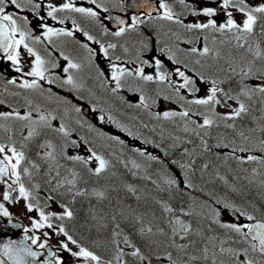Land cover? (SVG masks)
Returning <instances> with one entry per match:
<instances>
[{"label": "snow or ice", "instance_id": "snow-or-ice-1", "mask_svg": "<svg viewBox=\"0 0 264 264\" xmlns=\"http://www.w3.org/2000/svg\"><path fill=\"white\" fill-rule=\"evenodd\" d=\"M87 3L93 5L94 7H85V6H77L73 0H64L62 4H60L58 7L55 6L52 3H48L46 5L47 7V13L46 16L52 18L53 20H57L58 17L56 13L58 12H68V13H78L83 18L90 19L92 21H96L99 23V17H100V10L102 9L104 13H107L109 9L104 6L103 0H87ZM181 4H185V0H180ZM145 4H147V0H144L143 4H134L135 7H144ZM117 5L120 7L121 11L124 10V0H117ZM114 5V6H117ZM13 6L15 10L13 12H8L7 7ZM43 3L41 0V3H36L34 0H0V50H2L4 53H6V58L11 61V63L16 66V71H21L19 66V56L20 52L19 49L21 46L26 49L29 56L34 57L32 60V67L29 72H27L25 75L33 77L32 80H24L19 87L23 89H31V90H38L41 88V85L39 81L47 80L49 84L54 83L56 80H59L60 78L57 76L55 78L47 77L45 74L48 72V67L46 66L48 64L47 61H45L41 55L36 52L32 47L29 46V43L27 41L32 40L33 42H39L41 40V36H33L32 30L28 27L29 25V19L26 15H20L19 13L24 12L25 10H29L33 13V15L41 21L40 27L43 29L42 36L45 40H48L49 43L52 42L53 37H61V36H73V32L66 30L64 28H54L50 27L47 23H44L43 21L46 19L44 16H41L39 14V10L42 8ZM158 7L159 9H162V15L159 17L163 20L173 21L175 24L180 25L187 31L192 30H207L211 29L215 32H225L227 30L228 32L234 33V39L237 42V47L245 49V45H248L245 49L246 52L250 53L253 56V59H248L243 61L244 67L241 68L239 73V82L238 87L239 90L233 94V91L231 89L224 90L220 87L221 84L225 83L223 80H217L212 79L211 80V86L207 90V95L200 98H194L192 100L187 101L188 104H194V105H201L207 107L210 112L211 116L204 115L203 116V123L198 124V128H205L208 126H211L213 123L216 122V120H220L224 122V126L228 129H235V125L233 123H227L229 120H235L238 117H241L243 114H247L251 111V105L250 103H246L244 99H241V97L247 98V101L252 102L255 97H259V101L261 104H264V49H262L259 45L253 49V47L248 43L251 37L255 34V28L258 25V22L261 20H264V2L260 3L257 6H250L246 3V0H220L219 3V10L224 11L227 19L226 22L220 23L217 25L216 21L214 19H208L206 23L204 22H194V23H187L185 24L182 19L180 18V15L173 12L171 6L166 3V0H158ZM185 8H191V11L189 14L196 16V15H203L207 17H214L217 15L218 9L214 7H204L202 9H195L191 5H185ZM233 9L241 14H243L244 19L242 23H237L236 20L233 18V11H229L228 9ZM151 7H149V11H151ZM116 22L119 25L118 30L115 32H112L111 34L113 36L119 37L123 35L127 30L135 28L139 24H143L144 21L141 20V18L137 15H133L131 17V23L127 24L125 27V20L121 19L120 17H116ZM59 23L63 24L64 19H60ZM73 26L76 28L77 31H83V35L87 38V40L92 41L94 40V37L88 33L86 30H82L81 26L77 24L75 20L72 21ZM260 35L264 37V24H260ZM101 27L105 32H108V28L105 27L103 24H101ZM18 37V38H17ZM180 37L177 35V40H179ZM96 43L99 44V51L103 53L105 57L108 56V49H114L117 47L116 44L109 43L107 47L103 43H100L99 41H96ZM187 43L191 44L192 41L189 40ZM82 47L88 49L90 56L95 55L91 48H89L88 44H83ZM145 48H147V44L144 45ZM127 51V49H125ZM160 53L163 54L165 51L169 53L168 59L172 60L174 63L179 64L181 63L179 60L175 59V53L171 51V49L167 48H161ZM210 52V49L205 46L202 51H199L196 47L190 48L191 54H198L200 56H204ZM63 56V53H61ZM63 58L67 61V66L63 69L65 73H70V70L72 69H78L80 67L79 64L73 62L68 56H63ZM119 57H116V60H119ZM155 67H156V74L155 77L152 75H145L142 68H137L135 72L129 71L127 68H124L122 66H118L117 63L113 62L110 64L111 69V80L115 82V87L112 88V92H116L117 90L121 89L124 84L122 83L123 79L126 76H135L139 77L143 81H153L154 79L157 81H164L166 77L170 76L171 73L163 72L161 71V60L159 58H153ZM257 61L260 62V66L257 67L256 63ZM143 63L147 64L148 61L145 60ZM196 64H200V60L195 61ZM52 68H56L57 65L55 63H51ZM185 68H187V65L185 64ZM233 76L236 74V68L232 66V64H229L228 69ZM176 75H178L180 78L183 79V83L179 84V86L176 88L177 94H179L181 89H188L191 93H197L199 92V88L196 86L195 80L186 75L184 71H182L179 67L175 69ZM101 75L103 73L101 72ZM197 77L201 81H205L207 78L199 73H197ZM232 77H228V80L230 81ZM253 80L255 81L254 84H250L247 81ZM8 83L15 84L16 80H9ZM62 85H71L73 88L78 89L80 85L76 82L73 75L69 74L66 79H64L62 82ZM171 83V81H169ZM221 97V98H218ZM167 98V97H166ZM180 100H183L184 98L182 96L179 97ZM147 98L143 95L140 96V104L143 105L145 108L148 107V104L146 103ZM228 101H235L236 105L233 107L232 104H229ZM4 101L0 100V104H3ZM29 106H31V100L27 102ZM222 106L229 109V111L224 114L220 115L216 112V107ZM77 112H80V108L75 109ZM39 113L38 118L33 119L32 112ZM179 115L180 117H188L189 116V110H184L182 112H164L163 116L165 119L174 117ZM16 119L21 121H28V135L24 138L25 140H29L34 136H37L40 134L39 129L42 128H52L51 121L55 119V117L52 115V113H48L45 115L41 112L39 107L32 108L31 111H27L24 114H21L18 110L12 109L9 112H0V119L2 120H8V119ZM100 120H103L104 117L101 115L99 117ZM109 120H111V117H108ZM194 123V122H193ZM0 127H3V125H0ZM54 131L61 133L63 136L67 137L69 135V131L65 127L64 124H60L58 128H54ZM187 130V129H186ZM249 132H254L255 129H249ZM259 131L261 132L262 138L258 141V146L254 145V147H257V150L264 153V125L259 126ZM238 135L243 138L245 141H251V137L248 135H245L243 131L239 132ZM73 145L76 144V141L73 140L71 142ZM42 148L47 146L49 149L53 147L50 141L46 142V144L40 145ZM217 147L222 148H229L231 147V153L228 155H231L233 159L239 160L243 162V159L241 156L235 155L236 152H249L251 151L250 148L244 147V146H237L235 144V141H229L224 142L223 139L220 143L217 144ZM7 152H10L11 155L5 154ZM90 155L85 159V157L81 155H75V156H67V159L70 161H77L84 164H87L90 160H95L98 162L97 167L94 169V174H100L103 172L107 166L108 161H106L103 157L100 155H97L95 151H92L89 149ZM139 151V150H137ZM0 154H3V159H0V177L4 176H11L15 177V180L13 181L14 184L18 185V191L19 196L16 198L17 200L20 198H23L25 201H29L26 205V208L29 212L33 211L34 209L39 212V219H32L31 224L33 229H41L47 227L48 229H53V223L51 222L53 218L58 220H63L65 217L72 218L73 212L69 210L66 206L61 205L63 208V212L59 215H57L54 212H48L47 214L45 211L38 206V204H33L31 200H35L36 197L32 196L31 192L25 188L24 184L21 182V174L17 170L21 164V162L25 159V154L23 151H17V149L14 146H9L7 149L4 145L0 144ZM48 158L55 160V156L51 151L47 152L45 154ZM141 155H144L143 152H141ZM150 160L157 159L155 156H149ZM15 161L14 163L12 161ZM246 160L248 161H258L261 164H264V157H258L256 155H247ZM34 167H38L34 165ZM181 167H184V165H181ZM207 167V165H205ZM71 171V170H69ZM90 171H93L90 169ZM23 173L25 175L29 174V169L24 168ZM72 179H69L66 181L68 185L75 186L76 182V173L71 172ZM59 175V173H57ZM166 183L169 185H175L176 180L174 179H167ZM60 186L59 184L57 185ZM188 187H192L191 184L187 185ZM33 187H39V185H34ZM8 189L3 193V200L7 202H15L12 198L11 193L13 191H16V188L13 187L12 184L8 185ZM69 191H71V188H69ZM79 194V193H78ZM98 196H103V193H96ZM31 197V199H30ZM48 199H52L51 197H48ZM219 203V202H218ZM229 208H233L234 211L240 212L241 216H245L246 213L241 212L239 209L234 208L232 205L225 204L223 209H214V213L216 216H219L221 212L227 211ZM163 211L165 213L173 214L174 209L167 204L163 205ZM182 211V210H181ZM187 215V213H184ZM0 216L3 217H11V213L8 211V209L5 207L4 203H0ZM139 219V218H138ZM247 219L249 221L256 219L252 215H247ZM142 222V221H141ZM219 223V221H216ZM170 231L172 233V237L175 238L176 236H180L181 240L188 237L190 233V225L185 223L179 215H175L172 218H170L167 221ZM14 227H19V225H13ZM221 227L229 229L233 233L239 234L241 237L245 238L247 240L248 237H251V240L248 241L249 247L252 252H258L262 258H264V219L262 220H256V223H245L242 226H239L237 223H227L222 224ZM242 229H247V231H243ZM27 232L28 229H25ZM145 231L147 233H152V228L148 227L146 230L144 228L140 229L141 235L145 234ZM157 231L161 235H167V233L164 231L163 228L157 229ZM58 233H62L66 238L67 242H61L60 248L64 250L71 251L69 249V243L73 245H77V241L69 235V233L66 231L64 227H59ZM181 233L183 235H181ZM43 235L47 237L49 235L48 232H44ZM25 239H31V244L37 245L38 237L33 235L31 237H25ZM210 239L215 240L216 237H211ZM125 243L129 244L128 237H125ZM154 243V242H152ZM194 243V242H190ZM224 241H221V245H223ZM47 244V241L44 243L38 244L39 248H44ZM151 246V243H150ZM130 247L133 248V251L131 252V255L133 257H139L140 261L143 262V264H152V257L144 255L141 252V249L136 247L135 245H131ZM169 247H173L187 255V249L190 247V244H176L175 240L172 239V243L169 245ZM203 259H208V247L205 246L203 249ZM219 254H227L231 259L230 264H264V261H257L249 257V248H242V249H234V248H224L220 247ZM0 255L6 258L7 261H11L12 264H32V259L40 255V253L32 251L31 247L26 245L24 243V240H21L19 242L9 240L6 243L0 244ZM72 255L75 257H82L86 262L87 261H97V264H99L100 258L95 255L93 252L89 251L87 248L79 247L78 251L72 252ZM123 255L122 250L118 252L117 258L120 259ZM48 256L56 257V254L52 252L51 250L48 252ZM243 257V258H241ZM32 258V259H29ZM157 259L163 261L167 260L168 264H190L191 261H196L199 259L197 256H189L187 260L184 259H174L173 254L171 251L166 253L165 256L157 257ZM5 259H0V264H6ZM216 260V253L213 252V264H215ZM44 264H52L51 261L45 259ZM55 264H62L59 257H56ZM108 264H111L109 261ZM221 264H224L223 261H221Z\"/></svg>", "mask_w": 264, "mask_h": 264}, {"label": "rangeland", "instance_id": "rangeland-1", "mask_svg": "<svg viewBox=\"0 0 264 264\" xmlns=\"http://www.w3.org/2000/svg\"><path fill=\"white\" fill-rule=\"evenodd\" d=\"M264 2V0H246V3L250 6H257L260 3ZM229 11H233V18L236 20L237 23H242L244 16L243 14L233 10V9H228ZM209 18H213L215 20H218L217 25H219L220 23H224L226 22V15L224 13V11L221 12H217V15H215L214 17H209ZM262 22L264 20H261ZM166 30L162 31L161 33H159L158 35H154V36H147L145 38L142 39V41H140L139 38L131 35V37H125L122 38L124 36H113L111 33V38L114 40V42H116L118 44V48L117 50H115L116 52V56L119 58H126L129 60V63H132L136 60L137 57H139L140 55H142L140 52H143V49H150V48H154L157 46L158 50L154 56L155 58H159L162 62L161 64V71L163 72H168L171 73L170 76L166 77V79L164 81H157V80H153V81H143L141 80L139 77H135V76H126L122 83L126 84V86H123L121 89H119L118 92H112V88H114L115 86H111L110 88L107 87V84H105L104 81H109L111 79V69L106 68L105 70H103L104 64L100 63L98 64L96 67H92L93 69L91 70V73L93 72V75L88 74L91 77L92 82L95 83H99L97 87H100L102 90H99L98 94H102L99 96V98H94L91 97L89 95V93H86V90H82L80 93V90H76L73 92L72 98H68L65 95L62 94H58L57 97H61V99H58L57 101L54 102L55 106L57 107L56 109L61 111L64 115V119L66 116H68L66 114V112H68V109L71 111L72 113V117L75 119H72V123H81V122H87V121H92L95 124L99 125V128L101 129L99 131V135L93 137V133L90 132V134H92V137L94 138V142L92 144H84V143H77V147H75V155H81L83 157H85V159H87V157L91 154H89L86 150L85 146L89 145L93 148V146L95 148H97V152H99L100 154H102L103 156L105 155L104 150H106V148L108 147H115L118 151L121 150L122 148H124V146H126V148L129 150L130 148H135L139 151H145L146 149L143 147L142 143H140V141L144 142L147 139L149 140H154L153 137H157L159 135H161V137L165 140V142H172V143H180L179 140H175L173 139L174 137H177V133H174L178 130H185L189 132L190 135H183L185 137H187L188 142L182 144V146L180 148H177V151L174 152L175 153V160L178 159V162L181 165H184V167H182V170H184L186 172L187 169H192L194 166L201 167L203 164L206 163V161H200V164L197 163V158H199L200 156H203L205 154H207V158L210 159L211 157H213L214 160V164L210 165L212 168V174L211 175H215L216 173H213L214 171H216L217 169H221V168H228L230 165L229 159H225L223 158V156H221L220 153L222 152H226V153H231V147H229L227 150L226 148H222V147H217V144L221 142V140L223 139L224 142H229V141H233L234 139L229 138L228 136H230V133L232 132L233 129H228L224 126V122L220 121V120H216L215 123H213L211 126L205 127L203 129L198 128L197 125L198 124H202L203 122V116L204 115H209L211 116V112L210 110L205 107V106H198V108L193 104L194 106V110L192 109L191 112H193V116H192V120L188 117H178L179 120L176 119H169V120H165L163 119V114L166 111H169V108H175V106L178 105V103H176L177 97L179 98L180 96H182L184 99L181 100V102H184L188 97L187 95L184 93V90L186 91V89H181L179 94H177L176 92V88L179 86V84L183 83V79L180 78L178 75H176L175 73V69L177 67H179L182 71L185 72L186 75L192 77L195 82L197 83L199 81L197 76L198 71H196L194 68H192V66L197 67V64L195 63L196 59L193 54L192 56V60H193V65H191V63L189 62L187 65V68H185V63L180 60V55L182 53L183 50L181 49L180 45L182 42H187L189 40L194 41L195 39L193 37H190L189 34H176L179 35L180 39L177 40V37H173V38H168L165 42H163L164 40H160L162 43H160L159 45H157L158 40L160 39L159 35L165 33ZM184 32V31H183ZM225 32H227V30H225ZM258 36H252L251 39L249 40V44L253 47V49H255V47L259 44H261V48L264 49V44L262 42V39L264 37H262L260 35V33H258ZM211 36L217 37L216 33H212ZM225 40L224 36L222 37V41ZM159 41V42H160ZM135 44L137 45L136 47H132L131 44ZM237 42L236 40L232 43H229V46H235ZM147 44V48L144 47V45ZM205 44H208V48L210 49V53L209 56L212 59H215V57H217V59H222L221 61L219 60H213V61H209V59H207V57H204V59L206 60V69L207 71H210V73H212L214 70L217 71L216 73H213L214 75H217V78H219V80H221L223 78V76H221V74L225 75L228 71L226 70L227 68H229V64H232L231 61L235 60L234 66L243 63V61H245L247 59V57L252 56L250 53L246 52L245 49L247 48L248 45H245V49L239 50V48H235L232 47L229 50L227 49V44H223V46L219 47L215 42H206ZM131 45V46H130ZM194 45H196V41L189 45L188 49L192 48ZM137 47H139V49H137ZM182 47H187V46H182ZM161 48H167V49H171V51L173 53H175V59L179 60L181 63L176 64L174 63L172 60L168 59V55L169 53L167 51H165V53L161 54L160 53V49ZM203 46L200 43L197 47V49L199 51L203 50ZM235 48V49H234ZM125 49H127V51H125ZM227 49V50H226ZM187 54H191L190 52L185 51ZM154 53V51H150L148 50L147 53H145L144 56V61L147 60L148 63L145 64L143 63L142 65H134L132 63V65L128 66L125 63H120V66L127 68L129 71H132L133 73L135 72V70L137 68H142L143 72L145 75H152L155 77L156 74V67L155 63H151L150 62V56H152ZM218 55V56H216ZM142 57V56H141ZM95 62H98V56L95 55L94 56ZM93 60V59H91ZM91 60L89 59V62L91 63ZM118 61V60H117ZM143 61V60H141ZM120 62V61H119ZM213 62V65L211 64ZM234 62V61H233ZM174 65H173V64ZM200 63H202L200 61ZM233 66V65H232ZM233 66V67H234ZM101 72L103 73V75H101ZM47 77L50 78H55V77H59V73L57 72H52L50 73V70L48 68V72L45 74ZM169 81H171V83H169ZM252 84L255 83V81L251 80ZM23 81H20V83H16L14 85L18 86L20 92L22 94H24L25 98L29 100H31L32 96L31 94L35 95V91L31 90V89H23L21 87H19V85L22 83ZM102 82L104 84H102ZM148 82H154L156 83V87H154V90H150L149 91V85ZM10 84V85H6L7 88L12 89V90H16L17 88ZM46 85V84H45ZM4 84L1 83L0 81V100H3L4 103L0 104V112H7L8 110L5 108V106H9L11 105L13 102L15 104H17V102H15V98L13 99V102H11L10 96L7 95L6 98L2 97V89H4ZM88 86V85H87ZM5 87V88H6ZM89 87V86H88ZM96 87V86H95ZM208 89L209 87L207 86V83H205V85L202 83L200 85V90L203 89ZM122 89H128L126 91H124L121 94V90ZM145 89H147L148 91H146ZM188 90V89H187ZM24 92V93H23ZM13 94V93H12ZM197 96L196 98H200L202 97L201 94L196 93ZM196 94H192V95H196ZM89 95V96H88ZM143 95L147 98L146 103L148 104L147 108H142L144 107L143 105L140 104V96ZM103 96V97H102ZM128 98H127V97ZM206 95H203V97ZM102 97V98H101ZM167 97V98H166ZM85 100H83V99ZM132 98V99H131ZM168 101L169 100V105L167 107H165L163 100ZM241 99H244L246 103H251L253 106V111H254V117L258 118L260 117L259 115H263L264 116V105L260 103L259 101V97H255L254 98V102H249L247 101V98L241 97ZM87 100V101H86ZM22 101V100H20ZM125 101L131 103L132 105H127L123 104ZM25 102V101H24ZM32 102V101H31ZM187 102V100H186ZM112 103V104H111ZM229 104H232L233 107L237 106L235 101H228ZM54 104L52 102H48L47 105H51L52 108L54 109ZM104 104V105H103ZM105 104L109 105H116V107L118 108V110H115L114 113L111 112L112 110H107V108H109V106H106ZM263 105V106H261ZM122 106V107H121ZM142 106V107H141ZM37 107L36 105L33 104V102L31 103V106H29V104L26 103V112L27 111H31L32 108ZM68 107V109H67ZM80 108L81 111L77 112L75 109L76 108ZM127 107V108H126ZM258 107H261L257 110ZM121 108V109H120ZM217 113H219L220 115H224V113L226 111H220L219 107L217 106ZM41 112L47 115V110L45 106H41ZM64 111V112H63ZM66 111V112H65ZM21 114H24L25 112H20ZM260 113V114H259ZM259 114V115H258ZM39 113L36 112H32V117L33 119L38 118ZM103 115L104 119L100 120L99 117ZM178 116V115H177ZM176 116V117H177ZM194 116L199 117L198 121L195 123H193L195 121ZM80 117H85L86 120H81ZM108 117H111L112 119L109 120ZM79 118V119H77ZM89 119V120H88ZM80 120V122H79ZM8 121H9V126H8ZM173 121H179L177 123H172ZM230 121V120H229ZM229 121H227V123H229ZM60 123H62V121H59ZM83 122V123H84ZM88 123V122H87ZM4 124H6V126H4ZM85 124V123H84ZM254 126L256 125V123L254 121H252V123ZM0 125H3L4 128L1 129L0 127V132H2V135H0V137L2 138V141L0 140V144L4 145L6 147V149L9 146H14V144L10 143L11 141L7 140L8 137H13V133L17 132V138L19 137H26L28 135V121H21V120H16V119H8V120H2L0 119ZM235 125V129L233 130L234 132H241L243 131L245 134H249L248 131V127L245 126V123L240 124V128H239V124L237 125L236 123H234ZM86 126V125H85ZM59 126L56 125V128H58ZM189 128V129H188ZM194 128V129H192ZM187 129V130H186ZM192 129V130H190ZM10 130V132H9ZM41 135L43 136L44 133H48L50 131V128H42L39 129ZM56 132V131H55ZM77 132H85L87 133V129H85L84 127H81L79 129H77ZM58 135V139L59 142L57 143L58 145L60 144V141L62 139L61 136H63L61 133L56 132ZM174 133V134H172ZM234 134V133H233ZM232 134V135H233ZM71 135V134H70ZM69 135V138H70ZM126 135V137H124ZM36 137V136H34ZM57 137V136H56ZM74 137V136H73ZM250 137H251V141H243V144H238L241 139L243 140L242 137H240L238 135L237 137V142L235 141V144H237V146H244V147H248L251 149V151L249 152H236L235 155L237 156H241L243 159V162H246L248 160H246L247 155H256L258 157H264V153L260 152L257 150V147H254V145L258 146V141L259 139L262 138V135H252V132L250 133ZM112 138V139H111ZM36 139V138H35ZM146 139V140H143ZM31 140V139H29ZM39 140H42V137L39 138ZM75 140V138H74ZM28 141V140H27ZM150 142V141H149ZM38 143V140H37ZM245 143V144H244ZM20 144L21 140H20ZM46 144V143H45ZM25 145V144H22ZM38 146V145H37ZM15 147V146H14ZM16 148V147H15ZM51 149H49L47 146L45 147H36V148H31L29 146L26 145V153L28 154H32V152L34 153L35 156H41V157H45L46 158V153L49 152ZM171 150V149H170ZM169 150V151H170ZM7 155H11L10 152H7ZM63 153H67L63 152ZM139 155L144 162H148L151 161L148 157L149 156H155L154 154H150L147 153L144 155H141V152H135V155ZM98 155V154H97ZM231 160L240 163L241 161L233 159L231 156H228ZM157 159H155L153 161V163H155V161L161 162L162 160L160 159V156L156 157ZM32 161L29 163L28 165V169H29V174L25 175L23 172H20V174L24 176V181L26 183V185L28 186V188L30 187V191L33 192L34 197H36V199H40V196L42 197V200L44 202L43 206H40L38 204V202H34L33 204H38V206L40 208H42L45 213L47 214L48 212H54L56 214H61L62 213V207L61 204H55L51 203V200L48 199L46 197V194L43 193L42 189L37 188V187H33L34 185H37L36 183H41V184H45L48 181V173L44 170L46 167L44 166L42 168V172H40L39 170V166L38 167H34V161L33 159H31ZM13 163L15 162L14 160L12 161ZM248 162H252V161H248ZM78 163L77 161H75V164ZM81 163V162H79ZM96 164L98 165L97 161L90 160L87 164H84L85 166L89 167L91 164ZM140 162L138 160L133 161L132 164L133 166H136L137 164H139ZM207 164V163H206ZM131 165V164H130ZM24 168H22L23 171ZM18 170V169H17ZM241 170L244 171H248V167H245ZM207 172V170H206ZM208 173H210L208 171ZM206 176V175H205ZM209 176V175H208ZM232 176L234 178V181L237 185V187H244V185L242 184V181H237L234 174L232 173ZM211 177V176H210ZM215 177H219L220 176H215ZM38 178V181L35 182V180ZM174 178V177H171ZM7 184H0V202L4 203L5 207L8 210H11L10 213L14 214V216L16 218H19L22 222H24L25 226H27L26 228L32 229L30 227V221L32 219H39V212L36 211L35 209L31 212H29L27 210L26 207L24 208H20V206L24 205V199L21 200L20 199H16L17 204L16 207H10L8 205L7 201L3 200V193L8 189ZM219 186V185H218ZM217 186V188H218ZM247 189V188H246ZM245 191V190H244ZM231 192V191H230ZM243 192V190L241 191V193ZM19 196V192H16ZM232 194V193H231ZM18 196H15V198H17ZM253 199L256 198H260L259 196H257V194H255L253 192L252 195ZM226 197V196H225ZM228 204V205H232L234 206V208L242 210L241 212L246 213L245 216L250 215V212L247 214V210H245L244 208H239L237 207V202H223V203H219L216 207V209H223L224 205ZM20 205V206H19ZM252 207V212L251 214L253 216H256V211L259 208L258 205L256 206H251ZM23 209V210H21ZM230 212L232 211L233 208H229ZM228 209V210H229ZM121 212H116L114 213V215H119ZM58 214V215H59ZM79 214V213H78ZM101 214H98V216L96 214H92L91 217L93 220H95L96 222H98V220H101L100 218ZM128 215V214H127ZM131 215V213L129 214ZM232 215V213H231ZM216 216V215H215ZM109 217H115V216H110V215H104V218H109ZM99 218V219H98ZM215 219L217 218L218 221H220V227L221 225L226 221V222H234L232 216L229 215L228 211H223L221 212V214L217 217H214ZM54 218V221L52 219V223H53V229H48L47 227H45L47 229V231H50L51 234H57L58 233V229L60 227V223L57 222ZM216 222V221H214ZM58 224V225H57ZM223 228V227H222ZM44 229V228H43ZM223 231L226 233V237L223 234V239H220L221 241H224L223 244H226V247L224 248H234V249H242V248H249V252H251V249L249 247L248 242H245L244 238L241 237L239 234H235L234 238L229 239L228 238V232L227 230L223 229ZM181 235H183L181 233ZM191 234L188 235L187 238L181 240L180 236H176L178 239L175 241L176 244H190L191 250L192 248H194L193 246L200 247V252L198 251V253L203 254L202 249L207 246L209 251H208V259L204 260L203 263H198V264H213V252L216 253V260H215V264H221V261L224 262V264H230L231 259L229 258V256L227 254H223L220 255L219 254V245L215 240L210 239L211 237H215L211 234H208L206 236V244L202 243V242H194V243H190L193 242L192 240H189ZM65 239V238H63ZM67 241V239H65ZM219 239H217V241H220ZM84 244L85 240L84 239H80L77 240V243H82ZM91 242H95L96 241H91ZM86 243V242H85ZM202 243V244H201ZM71 243L69 242V245ZM101 244V243H98ZM167 244V242H166ZM72 245V244H71ZM162 246V244H158L157 246ZM193 245V246H191ZM221 245V242H220ZM103 246V247H102ZM98 247L100 249H104V244ZM106 246V245H105ZM222 246V245H221ZM223 247V246H222ZM188 248V251L190 250ZM190 255V253H188L187 255H185V253L181 252L179 253V255H173V258L175 259H181V257L184 258H188ZM203 258V257H202ZM131 263V260H128L127 264Z\"/></svg>", "mask_w": 264, "mask_h": 264}, {"label": "trees", "instance_id": "trees-1", "mask_svg": "<svg viewBox=\"0 0 264 264\" xmlns=\"http://www.w3.org/2000/svg\"><path fill=\"white\" fill-rule=\"evenodd\" d=\"M258 23L259 25L264 24V21H259ZM259 25L257 30L260 33L261 29ZM94 92H97V90H94ZM111 104H105L109 106L107 110H116V105ZM250 105L251 111L248 113V117L254 113L252 110L253 106L251 103ZM259 108L261 107H258L257 110ZM259 116L258 118H240V120L236 118L232 121L237 125L245 123V126L249 129H255L252 135H260L259 126L264 125V116ZM252 121L256 123L255 126L251 124ZM233 133V135L231 134L228 137L237 142L239 131ZM250 133L245 135L250 136ZM177 137L173 139L179 140L180 143L165 142L168 140L159 136L153 137L154 140L143 139L146 140L143 142V147L148 149L155 157L160 156L161 162L155 161L153 163L154 160L148 163L143 162L140 156L135 155L137 151L135 148L128 150L124 146V148L118 151L115 147L110 146L104 151L108 166L98 175L94 174V171H90L91 168L82 163L75 166L67 164V169L61 173H67L65 177L69 179H72L71 172L77 174L76 189L64 191V188H61L60 190V194L62 195L61 200L73 212L72 218H68L66 222L69 234L77 240L84 239L86 242L84 243L91 247H100L104 244L105 254H109V256H117L121 250L127 257L132 256L131 252L133 248L130 247V244L135 245L141 249L144 255L152 257V264H165L164 260L161 261L157 257H166V253L169 251L173 255L181 253V251L169 247L172 239L175 241L178 239L177 237H172L167 223L175 215H179L185 223L190 225L191 230L189 234L191 236L189 240L196 243L202 242L207 245L206 236L211 234L216 237L219 249L221 247L220 239H223V234L226 237L223 229L227 230L229 239L234 238L235 234H237L227 228L220 227V221L219 223L214 222L217 221V218H214L217 217L215 216L214 209L217 208L216 206L219 203L237 202V207L244 208L250 213L252 212L251 206L258 205L259 208L255 212L256 216L264 219V164L258 161L238 163L228 157L231 156L228 155L230 153L222 152L220 153L221 156L227 160L229 159L230 165L228 168L217 169L213 172L216 174L211 175L212 168L210 165L214 164V160L213 157L208 159L207 154H205L197 158L196 161L198 164H200V161H206L207 164L205 163L198 168L194 166L185 172L181 166H178L180 164L178 159L175 160L176 155L174 152L182 144L186 143L185 141L188 142V139L182 134ZM243 141L245 140L241 139L237 143L243 144ZM136 159L140 163L133 166L132 160ZM245 167H248L249 170H241ZM68 169L72 170L69 172ZM232 173L238 182L242 181L245 188L237 187L239 185L235 183ZM218 175L220 179L219 177H215ZM161 177H169V179L174 177L171 179L176 180V184L169 185L166 181H157ZM188 184H191L192 187H188ZM218 184L224 187L219 193L216 190ZM242 190L243 192L241 193ZM100 192L103 193V196L96 195V193ZM253 192L260 198L253 199L250 196ZM164 204L172 207L175 210L174 213H165L163 211ZM116 212L121 213L114 215ZM130 213L131 215H129ZM184 213H187V215ZM92 214H96L97 216L101 214V220L96 222L92 219ZM104 215L115 217L104 218ZM148 227L152 228V233L145 231V234L141 235L140 229L144 228L146 230ZM159 228H163L167 235H161L157 231ZM125 237H128L129 244L125 243ZM217 239L220 241H217ZM93 240L97 243L91 242ZM158 244H162V246H157ZM222 246L226 247V244ZM193 247L192 250L191 248H189V251L187 249V254L190 253L192 255L193 252H200V247ZM195 256L202 258L203 254L199 253ZM181 259L187 260L188 258L181 257ZM204 260H201L200 263H203Z\"/></svg>", "mask_w": 264, "mask_h": 264}, {"label": "flooded vegetation", "instance_id": "flooded-vegetation-1", "mask_svg": "<svg viewBox=\"0 0 264 264\" xmlns=\"http://www.w3.org/2000/svg\"><path fill=\"white\" fill-rule=\"evenodd\" d=\"M34 2L41 3V0H34ZM63 2H64V0H42L43 6L39 10V14L46 18L43 22L47 23L50 27L64 28L66 30L73 32V36H71V37H68V36H61L59 38L53 37L51 43H49L48 40H45L43 38V36H42L43 29L39 26L41 21L39 19H37L31 11L25 10L24 12L19 13L20 15L28 16V19H29L28 27L32 30V35L33 36H37V35L41 36V40L39 42H33L32 40L27 41L29 43V46L32 47L36 52H38L41 55V57L45 61L48 62V64L46 66L49 68L50 73H52V72L59 73V78H60L59 80H56L52 84H49L47 80L39 81L41 88L38 90H34L36 93L35 95L31 94V96H32L31 101L33 102L34 105H36L40 109H41V106H45L46 109H48L46 111L47 114L50 112L55 117V119L51 121L52 128H50L49 133L51 135H53L54 143L57 147V151L59 152L61 158L63 159V161L59 164V166L60 165L67 166V164H70L71 162H73V161L68 160L67 156L73 154V152L76 151L75 147H77V143L80 142V139L77 138V143L75 145H73L71 143L74 140L75 136H74V134H72L70 132V128L68 126H65L67 128V130L69 131V135L71 134L70 138H69V135L67 137L61 136L62 139L60 141V144L59 145L57 144L59 142V140H57V139H58V136H60V135H58L53 129L56 128V125L60 126V124H64V125L70 124V122H71V115H70L71 111L67 107L68 112H66V111L65 112L68 116H66L64 119L63 113L56 109L57 107L55 106L54 102L57 101L58 99H61V97H59V98L57 97V95L59 93L67 96L68 98H72V96H74L73 92L76 89V88H73L71 85H62L61 82L64 79H66L69 74H71L74 76L76 82L80 85V87L78 89H76V90H80L79 93L82 90H86V91H90L89 92L90 95H92L93 97H96L97 92H94V90L98 88L97 86L99 83H95V82L90 81L91 77L88 75V74H90V75L94 74L93 72L91 73V70L94 67H96L100 63H103L104 64L103 70H105L106 68L110 69V64L113 62L117 63L118 66H120V63H125L128 66L126 58H120L118 61L116 60L117 56H116L115 48L114 49H108V56L107 57H105L103 55V53H101L99 51V44L96 43V41L103 43L105 45V47H107V45L109 43L115 44L114 40L111 38L110 33L118 30V28L112 27L110 25L111 23L109 22V17H107V13H104L102 9L100 10L99 23L96 21H92L90 19H87V18H83L78 13L58 12V13H56V15L58 17L57 20H53L52 18L46 16V13H47L46 5L48 3H52L58 7ZM73 2L77 6L94 7L93 5L87 3V0H73ZM103 3H104V6L109 9V11H114L117 13V15L125 17L126 20L128 21V24L131 23V17L133 15L139 16L141 18V20L144 21L143 24H139L135 28L127 30L122 35V36H124L122 38L131 37V35H133V36L140 39V38H142V36L145 35L146 30H148L149 32H154L156 30H159L160 27H161V31L162 30L163 31L168 30V28H169L170 21L163 20V19L159 18L162 14L160 16L153 15L152 17H150V16H146L143 13H139L138 12L139 9L135 6H133L134 4H138L139 0H124V10L123 11H121L120 7L117 5V0H103ZM166 3H168L171 6L173 12L180 15V18L184 20L185 24L194 23V22L206 23L207 20L210 19L209 17L203 16V15L193 16V15L189 14L191 11V8L186 9L185 8L186 4L191 5L192 7H194L197 10L202 9L204 7H214V8L218 9V12L222 11V10H219V3L220 2L218 0H185V4H181L180 0H166ZM114 5H117V6H114ZM7 11L13 12V11H17V10H15L13 6H8ZM60 19H64L63 24L59 23ZM73 20H75L77 22V24H79L81 26L82 30L88 31V33L94 37V40H92V41L87 40V38L83 35V31H77L76 28L73 26V23H72ZM160 21H161V26L159 27ZM145 23H147V25H145ZM101 24H103L105 27L108 28V32H105L103 30V28L101 27ZM210 30L211 29L192 30L191 31L194 35H196L195 37H196V44L197 45H199L200 43L202 44L201 40H203L205 38L204 34H206ZM181 32L182 31L179 29H172V35H175V34L181 33ZM194 42L195 41H192L191 44H193ZM85 43L88 44L89 48H91L92 51L94 53H96L95 55L98 56V62L97 63L95 62V59H94L95 55L90 56L88 49L82 47V45ZM191 44L185 42V43H182L181 45L189 47V45H191ZM19 52H20L19 66H20L21 71L17 72L16 66H14L11 63V61H9L6 57H5L4 62L2 64V68L4 71L10 70V71L14 72V73H11L6 79L0 78L1 83L4 84V86H3L4 89H2V91H3L2 97L6 98V96L9 95L11 102H13L14 98H15V102H17V104H15L13 102L11 105L5 106V108L8 110L7 112L11 111L12 109H16L19 112H21V111L26 112V103L28 102V99H26L24 97L25 95L20 92L18 86L12 84L17 88L16 90H12V89H9L6 87V85H10V83H8V81L14 79V80H16V83H20V81H24V80L30 81L33 79V77L27 76L25 74L31 70V67H32L31 62L34 59V57L29 56L26 49H24L22 46L19 49ZM61 53H63V56H68L73 62L79 64L80 67L78 69L70 70V73H65L63 71V69L67 66V61L63 58ZM89 59L90 60L93 59V60H91V63L89 62ZM51 63H55L57 65V67L52 68ZM109 74H111V73H109ZM104 82H105V84H107V87H109V88L111 86H115V82L112 81L111 79L109 81H104ZM102 84H104V83L102 82ZM99 96H98V98H99ZM81 99H83V98H81ZM20 100H22V101H20ZM83 100H85V99H83ZM49 101L54 104V109L52 108L51 105H47V103ZM80 119L86 120L85 117H80ZM59 121H62V123H60ZM87 122L85 121L84 123L88 124V126H90V124H91L93 129L95 128L97 133H99V131L101 130L99 128V125L95 124L92 121H87ZM4 126H6V124H4ZM4 126L1 127V129H3ZM8 126H9V122H8ZM88 126H87V128H88ZM9 132H10V130H9ZM17 134H18L17 132L13 133V137H8L7 140L11 141L10 143L14 144L17 151H23L24 152L25 159H27L28 163H30V161H32L31 159H33V161H34L37 156H35L33 152H32V154L30 153L27 155L26 145L31 147V148L32 147L36 148V147H41L40 145H42L44 143H37V139H35V138H31V140H28V141L24 139L25 137L17 138L16 137ZM85 134L86 135H85L84 144H86V143L92 144L94 142V139L92 140L93 142H91L92 137H91L90 132H87ZM0 135H2V132H0ZM47 136H49V135H47ZM1 137H0V140L2 141ZM20 140H21V143L25 144V145L20 144ZM89 147L92 148L90 145H89ZM89 147L86 146V150L88 153H89V150H88ZM66 151H67V153H63ZM5 154H7V153H5ZM44 166L46 167L45 170H47L49 168V165L46 162L43 165H41V168H43ZM65 169H67V168H59V167L53 166V165H51L49 168V170H51L52 172H56V171L64 172ZM18 171L19 172L22 171V166H19ZM7 190H9V189H7ZM16 192H17V189H16V191H13L11 193L12 198L15 202H9L8 205L10 207H16L17 201H16L15 196H18V194ZM22 199L23 198H21V200ZM30 199H31V197H30ZM28 202L29 201L24 200V205L23 206L19 205L20 208L26 207ZM31 202L34 203V202H36V200H34V201L31 200ZM21 210H23V209H21ZM8 211L10 212L11 210H8ZM11 215H14V214H11ZM31 221H30V227L32 228ZM25 227H27V226H25ZM32 231H33L34 235L39 234L41 236V243H44L45 241L51 243V245L54 247L56 257L60 258L62 264H77V261H74V260L70 261L71 257H74L75 259H83L82 257H75L72 255V252L79 250L78 245H73V244L71 245L70 244L69 249H71V251L64 250V249L60 248L61 242H67L65 239H63L66 237L62 233H57L54 235V234H51L50 231H47L46 228H44V229L43 228H41V229H33L32 228ZM44 232H48L49 235L47 237H45L43 235ZM198 254H199L198 252H193L192 255L195 256ZM56 257H54V259H56ZM241 258H243V257H241ZM250 258L259 261L258 259L254 258L253 256H250ZM128 259L131 260V263H129V264H143V262L140 261L139 257L129 256ZM201 260H203V258H199L196 261H193L192 264H198V263H200ZM82 264H97V261H90V262L83 261ZM99 264H108V261L100 259ZM165 264H168V262L165 261Z\"/></svg>", "mask_w": 264, "mask_h": 264}, {"label": "water", "instance_id": "water-1", "mask_svg": "<svg viewBox=\"0 0 264 264\" xmlns=\"http://www.w3.org/2000/svg\"><path fill=\"white\" fill-rule=\"evenodd\" d=\"M0 76L3 78H6L8 75H10L11 73H13L12 71H3L2 68V64H3V55L4 52L2 50H0ZM256 220H260V219H254L251 221H248L251 224L256 223ZM19 225V227H14L13 225ZM247 231V229L245 230ZM31 237L32 233L30 230H28L27 232L25 231V229H23V223L18 220L17 218L14 217H3L0 216V244L6 243L9 240H13V241H21L24 240V243L28 246L31 247L32 251L38 252L40 253V255H38L37 257H35L34 259H32V264H44L45 259L51 261L52 256H48V252L50 250H48V248H51L50 245H46L44 248H36V245L31 244V240L30 239H25V237ZM251 239V237H249ZM2 256V255H1ZM5 258V257H4ZM6 259V258H5ZM9 264H12L11 261H8Z\"/></svg>", "mask_w": 264, "mask_h": 264}, {"label": "bare ground", "instance_id": "bare-ground-1", "mask_svg": "<svg viewBox=\"0 0 264 264\" xmlns=\"http://www.w3.org/2000/svg\"><path fill=\"white\" fill-rule=\"evenodd\" d=\"M248 59H250V58H253V57H247ZM111 176V175H110ZM167 179H169V177H161L159 180H157V181H160V180H162V181H166ZM171 179V178H170ZM156 181V182H157ZM219 186H218V188H216V190H217V192L219 193V191L221 192L222 190H223V186H221L220 184H218ZM169 188V187H168ZM64 190V189H63Z\"/></svg>", "mask_w": 264, "mask_h": 264}]
</instances>
